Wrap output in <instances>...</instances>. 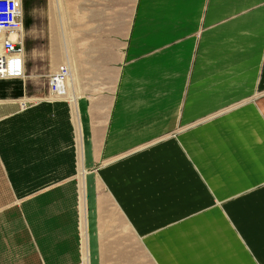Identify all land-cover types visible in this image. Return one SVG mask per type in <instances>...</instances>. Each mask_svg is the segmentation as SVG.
<instances>
[{
  "label": "crops",
  "instance_id": "crops-1",
  "mask_svg": "<svg viewBox=\"0 0 264 264\" xmlns=\"http://www.w3.org/2000/svg\"><path fill=\"white\" fill-rule=\"evenodd\" d=\"M114 1L100 11L78 0L80 26L95 19L103 32L96 90L78 74L76 108L40 99L21 109L43 76L38 48L24 78L0 79V264H83L88 247L89 264H121L131 234L150 264H264V0ZM47 3L56 32L68 4ZM77 108L86 168L93 152L111 156L98 173L109 190L87 185L88 212ZM112 198L131 232L121 257H105L111 244L100 241Z\"/></svg>",
  "mask_w": 264,
  "mask_h": 264
},
{
  "label": "rangeland",
  "instance_id": "rangeland-1",
  "mask_svg": "<svg viewBox=\"0 0 264 264\" xmlns=\"http://www.w3.org/2000/svg\"><path fill=\"white\" fill-rule=\"evenodd\" d=\"M99 3H102L101 8L99 9L101 11L103 7V2L105 0H98ZM48 0H23V6H24V19H25V27H24V33L26 34V46H27V53H32V49L38 48L37 57L40 60L39 66L37 67L38 72L42 73V78L38 79V82L35 83L32 88H34L36 91L33 92L31 89L25 93L27 96H31V98H39L37 100L38 103L41 97L47 99V95L50 91V84L49 79L51 73L59 67L60 64H66L70 70H71V76L68 80V89L65 92L64 96L63 94H59L63 97H66L69 101L73 102L76 106L79 105L78 99L80 94V88L82 83L80 82L79 75L82 73L84 75L83 83H85L86 87L88 89L91 84H94L91 82V80H95V75L97 73V67L99 64V59L97 58V51L99 47L96 44V41L100 42L102 37L103 30L99 29V31L94 29V26L96 25L95 19L89 18V23L87 26L81 25L80 26V18L78 17L79 12V4L78 0H66L69 8V12L65 10L64 5L62 4L63 0H59L60 4H62V13H59L58 8H56L55 18L57 19L58 23L61 24L63 21L64 24H66L65 27H60L54 31V29L49 26V13L48 12ZM108 3V6L110 7L109 0H106ZM114 3H120L121 7H126L127 9L129 7L135 6L136 2L135 0H118L114 1ZM87 4H89V8H96L97 5L95 3H92L91 1H88ZM35 9H38L34 11ZM110 9V8H109ZM99 14V12H98ZM103 16V15H102ZM105 16V17H104ZM104 16L102 19L99 20V23L101 24L104 19L108 18L110 19V13L108 11H104ZM52 18V16H51ZM104 18V19H103ZM73 22V27L70 28L67 25L69 22ZM127 20V18L125 19ZM53 40L55 42H53ZM56 45V46H55ZM100 45V51H101ZM111 48V45L110 47ZM99 51V52H100ZM120 53V50L118 51ZM118 52L115 53L113 51L111 56H114L116 54H119ZM109 54V55H110ZM99 56V55H98ZM53 57L57 58L59 61L57 62V65H52V59ZM73 68H71L70 64ZM61 66V65H60ZM15 81H7L2 83V86H5L7 88H3L5 91L8 89L9 94H5L8 99L14 98V94L17 93L15 89ZM2 89V91H3ZM90 90H96V87H91ZM87 94L88 96L94 95L93 92H86L83 93V96L85 97ZM25 95L21 96L20 98H23ZM86 96L85 98L89 100L90 97ZM0 98H5V96H0ZM18 98V99H20ZM91 99V98H90ZM21 101V100H20ZM50 101V100H47ZM46 102V101H45ZM21 104V103H20ZM27 107V106H26ZM21 107V109H26ZM76 123L78 126L77 136L79 145L78 148L80 149L81 155H80V162L81 163V171H80V189L82 193L81 202H83V209L84 211L87 210L88 212V206H87V197L89 190L87 189V185L90 186L91 180H96L95 184L91 182L94 185H97L96 190H98V194H102L103 192H107L108 190L103 187V181L100 180L98 173L101 175V171L106 167L104 166V163H107L109 159V155L107 157L105 156H99L95 155L94 152L87 157V168L89 169L88 172L86 171L87 168L85 166L84 162V149L83 146L90 144L89 139L85 136L84 133V126L82 123H80V113L77 108L76 112ZM84 134V135H83ZM80 169V168H79ZM79 173V171H78ZM102 182V183H101ZM98 183V184H97ZM9 192V190H8ZM10 192L8 194L9 198ZM113 205H110V207L107 204L102 203L103 206V212L100 211V215H102L100 228H101V236L100 241H102V244H111L110 247L103 249V254L105 257L108 256V252L111 250L118 251L117 253L121 257V250L125 248V245H128L130 241L128 240V233H131L129 230V227L125 225V220L122 219L121 214L114 211V204L115 208H117V202L114 201L112 198ZM107 207V208H106ZM107 211H106V210ZM83 211V212H84ZM132 235V234H131ZM129 236L131 237V245L129 246V250L125 252V255L123 259H125L124 264H150L148 261L150 259V255H146V253L143 251V243L142 239L137 236ZM87 236V228L85 231V237ZM119 240V241H118ZM135 245H133V244ZM89 247L85 250V260L83 264H89L91 259H89L90 255L87 254ZM110 249V250H109ZM87 251V252H86ZM115 257V256H114ZM121 262V264H123ZM106 263V262H105ZM108 264H116L115 261L110 260L107 262ZM151 264H154L151 260Z\"/></svg>",
  "mask_w": 264,
  "mask_h": 264
},
{
  "label": "built area",
  "instance_id": "built-area-1",
  "mask_svg": "<svg viewBox=\"0 0 264 264\" xmlns=\"http://www.w3.org/2000/svg\"><path fill=\"white\" fill-rule=\"evenodd\" d=\"M24 13L23 0H0V79L24 78L27 74ZM70 72L66 64L56 68L50 75L47 99L43 97L41 99L50 101L67 99L63 96L68 89L67 80ZM38 99L25 95L20 103L25 108Z\"/></svg>",
  "mask_w": 264,
  "mask_h": 264
},
{
  "label": "bare ground",
  "instance_id": "bare-ground-1",
  "mask_svg": "<svg viewBox=\"0 0 264 264\" xmlns=\"http://www.w3.org/2000/svg\"><path fill=\"white\" fill-rule=\"evenodd\" d=\"M64 65V64H63ZM61 66H62V64H61ZM70 69V68H69ZM70 76H71V72L69 73V75H68V80L70 79ZM68 80H67V82H68Z\"/></svg>",
  "mask_w": 264,
  "mask_h": 264
}]
</instances>
